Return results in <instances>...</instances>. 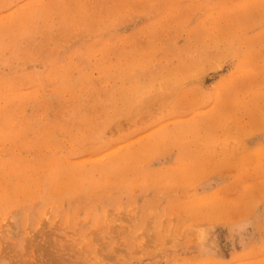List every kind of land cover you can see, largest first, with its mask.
Segmentation results:
<instances>
[{
    "label": "rangeland",
    "instance_id": "1",
    "mask_svg": "<svg viewBox=\"0 0 264 264\" xmlns=\"http://www.w3.org/2000/svg\"><path fill=\"white\" fill-rule=\"evenodd\" d=\"M0 264H264V0H0Z\"/></svg>",
    "mask_w": 264,
    "mask_h": 264
}]
</instances>
